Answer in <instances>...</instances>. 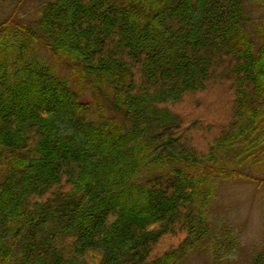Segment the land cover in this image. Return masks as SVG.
<instances>
[{
	"label": "trees",
	"instance_id": "trees-1",
	"mask_svg": "<svg viewBox=\"0 0 264 264\" xmlns=\"http://www.w3.org/2000/svg\"><path fill=\"white\" fill-rule=\"evenodd\" d=\"M247 23L245 0H51L1 23L0 264L201 250L221 187L264 186V37Z\"/></svg>",
	"mask_w": 264,
	"mask_h": 264
},
{
	"label": "rangeland",
	"instance_id": "rangeland-1",
	"mask_svg": "<svg viewBox=\"0 0 264 264\" xmlns=\"http://www.w3.org/2000/svg\"><path fill=\"white\" fill-rule=\"evenodd\" d=\"M50 1L0 0V24L11 17L18 21L34 22L39 7ZM245 3L248 31L254 39H262L264 32L257 31V28H264V0H245ZM258 44H261L260 40ZM56 64L62 74L69 76V67L62 62ZM73 80L77 79L74 77ZM81 83L88 90L83 94V99L91 102L94 111H105L106 107L110 111L106 113L107 117L114 115L122 118L114 110L110 97L95 90L85 80H81ZM242 171L246 172L245 169ZM263 198L264 186L260 187L255 182L237 180L223 185L208 213L214 226L213 235L202 244L201 250L183 256L181 264H250L254 256L264 249ZM233 240L236 243L231 247Z\"/></svg>",
	"mask_w": 264,
	"mask_h": 264
}]
</instances>
